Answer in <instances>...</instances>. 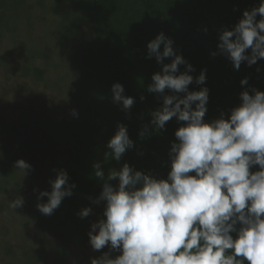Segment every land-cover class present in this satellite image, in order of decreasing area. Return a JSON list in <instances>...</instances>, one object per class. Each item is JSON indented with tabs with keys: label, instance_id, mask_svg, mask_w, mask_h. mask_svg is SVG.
I'll return each instance as SVG.
<instances>
[{
	"label": "trees",
	"instance_id": "1",
	"mask_svg": "<svg viewBox=\"0 0 264 264\" xmlns=\"http://www.w3.org/2000/svg\"><path fill=\"white\" fill-rule=\"evenodd\" d=\"M52 1L0 0L43 106L3 132L39 238L0 264H264V0Z\"/></svg>",
	"mask_w": 264,
	"mask_h": 264
},
{
	"label": "rangeland",
	"instance_id": "2",
	"mask_svg": "<svg viewBox=\"0 0 264 264\" xmlns=\"http://www.w3.org/2000/svg\"><path fill=\"white\" fill-rule=\"evenodd\" d=\"M28 1L30 3H35L40 0ZM43 1L46 3V6H55V3H52V0ZM41 14L44 13L41 12ZM48 16L49 21L42 24L41 28L35 32V34H32L34 39L37 36H42L43 33H49L54 25H57V21L59 20L57 19L58 17L51 13H49ZM23 31L28 32L27 30ZM20 36L22 39H25L23 35L20 34ZM20 36L18 38H20ZM16 48L17 46L15 43L11 42L9 38H6L3 41V44H0V55L3 57V60L0 62V149H3L4 147L10 148L13 146V136L3 135V132L6 130V125L8 123H17L20 121L26 111V108L28 107L29 101H32L35 105H37V109L40 111H42L43 107L41 102L37 99V95H39V89L41 87L31 85L28 87L29 91H26V88L21 87L23 84L16 81L17 78L15 77H13V79H15L13 81L14 83L9 84V82H6L9 75L6 73L5 67H12L15 63H17L19 58L18 50ZM25 84L28 85V83ZM21 102L23 103L21 104ZM14 164L15 163H13V165ZM13 165L3 167V171L0 173V176L3 177L2 179L5 187L4 192L0 194V205L2 206V208H0V237L4 241L9 240L11 245L18 250L16 252L18 260L26 263L28 254L33 252V248L34 250L36 249L39 238L38 235L34 233L36 230L32 225L29 224V228H26L25 218L26 215L31 212L30 208L27 210V205L30 204L31 198L34 195L32 188L34 186L36 187V184L29 186L27 183L23 187L15 185L16 180L13 176H9L7 173L8 169L14 171ZM90 251L91 254H94L98 251V247H93ZM85 252L87 251L80 250L79 252L77 251L76 254L81 255ZM82 256L83 255L77 258L78 260L70 259L65 264H87L86 262L83 263L81 261Z\"/></svg>",
	"mask_w": 264,
	"mask_h": 264
}]
</instances>
